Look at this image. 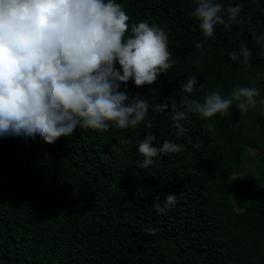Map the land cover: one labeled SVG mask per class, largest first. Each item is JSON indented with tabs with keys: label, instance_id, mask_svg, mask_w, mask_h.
<instances>
[{
	"label": "trees",
	"instance_id": "16d2710c",
	"mask_svg": "<svg viewBox=\"0 0 264 264\" xmlns=\"http://www.w3.org/2000/svg\"><path fill=\"white\" fill-rule=\"evenodd\" d=\"M115 2L130 18L126 37L132 24L158 26L175 63L153 84H120L126 105L148 100L135 128L78 126L51 144L39 134L0 136V264H264V41L253 38L264 37V0H213L225 19L230 6L242 11L208 38L191 15L197 0ZM241 44L248 65L230 59ZM193 75L194 91L184 92ZM237 87L259 90L254 107L241 112L234 101L204 118L181 103L213 92L230 99ZM159 103L168 108L154 111ZM176 112L186 113L183 133ZM147 135L181 150L137 167ZM243 186L248 199H236ZM170 194L175 204L157 212Z\"/></svg>",
	"mask_w": 264,
	"mask_h": 264
},
{
	"label": "clouds",
	"instance_id": "9594fccd",
	"mask_svg": "<svg viewBox=\"0 0 264 264\" xmlns=\"http://www.w3.org/2000/svg\"><path fill=\"white\" fill-rule=\"evenodd\" d=\"M223 7L213 0H197L191 15L199 19L206 38L213 37L215 25L228 28L237 22L242 5L228 7L227 19L221 15ZM129 19L115 0H0V136L39 134L51 144L72 135L78 126L108 130L112 122L127 129L144 121L148 100L136 98L126 105L128 96L119 91L120 84L130 79L137 86L153 84L175 61H170L163 29L141 21L131 25L126 37ZM253 38L257 43L264 41L255 33ZM229 55L234 61L243 57L248 65L251 50L241 44L238 52ZM195 85L193 75L182 89L192 93ZM258 95L256 88L237 87L230 99L213 92L203 103H181H187L188 111L211 118L227 113L234 101L241 112L247 111L256 105ZM167 108V103H159L154 111ZM185 116L176 112L172 117L181 133L185 129L179 121ZM154 139L147 135L139 143L144 159L137 167L148 168L158 154L181 150L168 141L157 148ZM175 202L176 195L170 194L163 207L159 202L154 207L163 214ZM145 231L154 235L156 229Z\"/></svg>",
	"mask_w": 264,
	"mask_h": 264
},
{
	"label": "rangeland",
	"instance_id": "374dc122",
	"mask_svg": "<svg viewBox=\"0 0 264 264\" xmlns=\"http://www.w3.org/2000/svg\"><path fill=\"white\" fill-rule=\"evenodd\" d=\"M252 153H254V152H252ZM253 163V162H252ZM252 188V187H251ZM244 186H243V188L241 189V192L240 191H238L237 192V194H236V199H241L242 198V195L245 193V191H244ZM246 195V196H245ZM245 195H243L246 199H248L247 198V196H249L248 194H245Z\"/></svg>",
	"mask_w": 264,
	"mask_h": 264
}]
</instances>
